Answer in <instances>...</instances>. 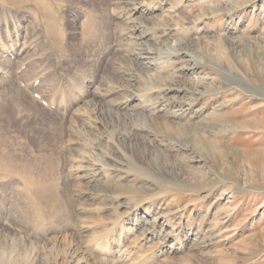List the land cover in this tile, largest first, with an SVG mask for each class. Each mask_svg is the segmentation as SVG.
<instances>
[{
  "label": "rangeland",
  "instance_id": "rangeland-1",
  "mask_svg": "<svg viewBox=\"0 0 264 264\" xmlns=\"http://www.w3.org/2000/svg\"><path fill=\"white\" fill-rule=\"evenodd\" d=\"M150 1L0 0V264H264V0ZM197 75L212 124L174 139L162 104L191 99L162 91Z\"/></svg>",
  "mask_w": 264,
  "mask_h": 264
},
{
  "label": "bare ground",
  "instance_id": "bare-ground-1",
  "mask_svg": "<svg viewBox=\"0 0 264 264\" xmlns=\"http://www.w3.org/2000/svg\"><path fill=\"white\" fill-rule=\"evenodd\" d=\"M150 2H152L153 3V0L152 1H150ZM171 2V1H170ZM176 2V1H175ZM179 2V1H178ZM204 2H206L205 0H204ZM139 3H141L142 4V2H139ZM148 3V2H147ZM174 3V2H173ZM203 3V2H202ZM131 4V3H130ZM132 4H134L133 2H132ZM138 4V3H137ZM144 4V3H143ZM146 4V3H145ZM144 4V5H145ZM169 4V3H168ZM150 5V4H149ZM208 5V4H207ZM141 5H135V6H132L133 8H132V10H131V14H130V20H131V16H133L134 14H136V13H139V14H144V15H149L150 14V12L153 10V8H150V7H148V8H142V6L140 7ZM171 6V5H170ZM174 6V5H173ZM204 6V5H203ZM131 7V6H130ZM147 7V6H146ZM172 7V6H171ZM167 8H170V7H167ZM166 8V9H167ZM171 9V8H170ZM169 9V10H170ZM173 9H175V8H173ZM168 10V11H169ZM166 12V11H165ZM171 12H172V10H171ZM174 12V11H173ZM228 13V12H227ZM133 14V15H132ZM203 14V13H202ZM229 14V13H228ZM201 16V15H200ZM155 17V16H154ZM163 17V16H162ZM135 18V17H134ZM147 18V17H146ZM151 18H152V16H151ZM136 19V18H135ZM153 19V18H152ZM140 20V19H139ZM180 20V19H179ZM179 20H178V22H179ZM131 21H133V20H131ZM138 21V20H137ZM176 21V20H175ZM129 22V21H128ZM133 23V22H132ZM158 24H159V22H157ZM177 23V22H176ZM180 23V22H179ZM139 24V23H138ZM169 24V23H168ZM162 25V24H161ZM163 26V25H162ZM159 27V28H155V25H154V27H152V28H154L153 29V31L155 32H159V34L162 36V37H164V38H166V37H168L169 36V34H171L172 33V31H173V29H174V27H173V29H172V27H168V26H166V24H165V26H163V27ZM175 26V25H174ZM178 26L179 25H177V28H178ZM139 27H140V25H139ZM176 27V26H175ZM138 28V27H137ZM144 28H146V27H144ZM148 28H150V27H147V29ZM177 28H175V29H177ZM146 29V30H147ZM182 29V28H181ZM185 29V28H184ZM133 30V29H132ZM145 30V29H144ZM148 30H150V29H148ZM178 30H180L179 28L177 29V31ZM152 31V30H151ZM138 32V31H137ZM181 32V31H180ZM174 33V32H173ZM172 33V34H173ZM185 33V32H184ZM138 34V33H137ZM140 34V33H139ZM142 34V38H151V40H152V37H150V36H152L151 34V32H149V31H144L143 33H141ZM154 34V33H153ZM187 34V33H186ZM189 34V33H188ZM174 35H178V34H174ZM128 36V35H127ZM136 36H138V35H136ZM155 36H158V35H155ZM154 36V37H155ZM160 36V37H161ZM188 36V35H187ZM174 37V36H173ZM134 38H135V36H134ZM158 38V37H157ZM179 37L177 36L176 37V39L177 40H179L178 39ZM181 38H184V36H182ZM192 38V37H191ZM128 39V38H127ZM138 39V38H137ZM188 39V38H187ZM145 40V39H144ZM143 40V41H144ZM154 40H155V38H154ZM170 40H171V38H170ZM176 40V41H177ZM184 40V39H183ZM193 40V39H192ZM224 40V39H223ZM150 41V40H149ZM149 41H148V43H149ZM166 41V40H165ZM181 41V40H180ZM132 42V41H131ZM145 42V41H144ZM163 43H164V41H162ZM169 42V41H168ZM182 42V41H181ZM166 43H167V41H166ZM165 43V44H166ZM263 43V42H262ZM136 44V43H135ZM146 44H147V42H146ZM172 44V43H171ZM180 44H182V43H180ZM192 44V43H191ZM128 45H130V44H128ZM137 45V44H136ZM144 45V44H143ZM179 45V44H178ZM132 46V45H131ZM177 46V45H176ZM189 46V45H188ZM132 47H135V46H132ZM169 47H170V44H169ZM190 47H191V45H190ZM149 48V47H148ZM168 48V47H167ZM173 48V47H172ZM185 48V47H184ZM144 49V48H143ZM142 49V50H143ZM153 49V48H152ZM151 49V50H152ZM174 49V48H173ZM183 48H179V51L180 50H182ZM198 50H200L199 49V47L197 48ZM133 50V49H132ZM148 50V49H147ZM151 50H150V52H151ZM157 50V49H156ZM163 50V49H162ZM170 50V49H169ZM184 50V49H183ZM198 50H196V52L198 51ZM131 51V50H130ZM153 51H154V49H153ZM158 51V50H157ZM160 51V50H159ZM171 51H173V50H171ZM177 51V50H176ZM175 51V52H176ZM191 51H193V50H191ZM147 52V51H146ZM155 52V51H154ZM153 52V53H154ZM163 52H164V50H163ZM170 52V51H169ZM181 52H183V51H181ZM200 52V51H199ZM133 53H135V52H133ZM137 53V52H136ZM145 53V52H144ZM152 53V52H151ZM152 53V54H153ZM157 53V52H156ZM156 53H154V54H156ZM171 53V52H170ZM173 53V52H172ZM184 53V52H183ZM183 53H180V52H177V53H174V55H171V54H169L168 56H167V54L165 53L164 55H165V58L166 59H170L172 56H175V57H185V54H183ZM198 53V52H197ZM161 54V53H160ZM163 54V53H162ZM158 55V54H157ZM199 55H200V53H199ZM148 56V55H147ZM156 56V55H155ZM161 56L162 55H160L159 57H157L156 56V58L158 59V58H160L161 59ZM167 56V57H166ZM186 56H188L187 54H186ZM189 56H190V53H189ZM193 56V55H192ZM138 57V56H137ZM152 57V56H151ZM191 57V56H190ZM201 57V56H200ZM199 57V58H200ZM142 58V57H141ZM144 59H146V58H148V57H143ZM154 58V57H153ZM189 58V57H188ZM188 58L186 59V60H188ZM156 59V63H157V61L158 62H160L161 63V61L162 60H164V56H162V60L161 61H159V60H157ZM180 59V58H179ZM191 59H192V61H193V59H194V66L192 67V65H191V67H189V68H191L193 71H194V68L195 67H197V66H200V69L202 68L203 70L204 69H208V68H210V67H213V68H215L217 71H222L223 73H225L226 74V76L227 77H234V78H237L240 82H242L243 84H246V85H248V86H253L254 84L253 83H251L250 82V79L245 75V73L244 72H238V73H236L235 71L233 72V71H229V70H226V69H224V68H221V67H216L217 65H212L211 63H209V62H206V61H204V60H200V59H198V58H196V57H194L193 56V58L191 57ZM155 60V59H154ZM173 60V59H172ZM142 61V60H141ZM148 61V60H147ZM147 61H145V62H147ZM151 61V60H150ZM175 61V60H174ZM173 61V62H174ZM190 61V60H189ZM149 62V61H148ZM155 62V61H154ZM168 62V61H167ZM170 62V61H169ZM153 63V62H152ZM186 63V62H185ZM189 63V62H188ZM190 63H191V61H190ZM143 64V63H142ZM141 64V65H142ZM166 64V63H165ZM157 65V64H156ZM189 65V64H188ZM145 66V65H144ZM161 66V65H160ZM187 66V65H186ZM148 67V66H147ZM173 68V67H172ZM187 68V67H186ZM159 69V68H158ZM173 70V69H172ZM176 70H177V68H176ZM213 70V69H212ZM155 71V70H154ZM159 71V70H158ZM169 71V70H168ZM174 71V70H173ZM201 71V70H200ZM160 72V71H159ZM158 72V73H159ZM170 73H171V71H169ZM192 72V71H191ZM195 72V71H194ZM152 73H155V72H152ZM169 73V74H170ZM185 74H186V72H185ZM193 74V73H192ZM196 74H198V73H196ZM196 74H193V75H196ZM205 74V73H204ZM219 74V73H218ZM168 75V74H167ZM172 75V74H171ZM177 75V74H176ZM180 75H182V74H180ZM200 75H202V74H200ZM220 75V74H219ZM155 76H157L156 74H155ZM154 76V77H155ZM197 76H199V75H197ZM205 76V75H204ZM204 76H199V78L198 77H194V78H192V77H189L190 79H192L193 80V83H192V81H189V82H191L193 85H194V89L193 90H189L185 85H183L182 87L181 86H177V87H175V89H174V86H173V88H171L170 86H168V87H170V88H165V89H163V91L161 90L162 88H159L162 92H164L165 93V96H166V93L169 91V90H171V91H173V90H175L176 91V93L179 95H183V96H186V98H187V94H188V97L191 99H188V101L189 102H185V103H181L182 101L180 100L179 102H177L175 99V103H173L172 104V106L170 107V108H164V106H165V103L164 104H162V105H164L163 106V108H161V109H163L166 113H167V117L169 118H171V120L172 121H170V122H166L165 124L166 125H164V126H166V129L168 128V127H170L171 128V126H172V128L171 129H174L173 127H177V128H175V129H179L180 131H182L183 132V135L184 136H186V133H188L189 135L191 134V135H193L194 134V132L192 131V129L194 130V129H199L201 132H204V134L206 135V133L208 132V129L210 128V125L212 124L211 123V121H212V116L211 115H208V114H206V115H203V111H200V110H196V108H195V110L193 109L195 106H196V100L194 99V96H195V94L196 93H198L197 91H199L198 90V87L200 88H202L203 86H204V88H208L207 87V83L206 84H204L207 80H206V78L204 77ZM173 77V76H172ZM180 77V76H179ZM178 77V78H179ZM177 78V77H176ZM209 77H207V79H208ZM147 79V78H146ZM157 79V78H156ZM159 79V78H158ZM162 78H160V80H161ZM166 79V78H165ZM190 79H188V80H190ZM226 79V78H225ZM206 80V81H205ZM210 80H211V78H210ZM209 80V81H210ZM170 81V80H169ZM208 81V82H209ZM212 81V80H211ZM181 82H182V80H181ZM183 83V82H182ZM181 83V84H182ZM187 83V82H186ZM212 83H213V81H212ZM149 84H150V81H149ZM158 84H159V82H158ZM178 84V83H177ZM184 84V83H183ZM190 84V83H189ZM164 85V84H163ZM174 85V84H173ZM160 87V86H159ZM254 87V86H253ZM256 88H258V86H256ZM150 89V88H149ZM215 90V89H214ZM223 90V89H222ZM146 91V90H145ZM144 91V92H145ZM153 91V90H152ZM157 91V90H156ZM160 91V92H161ZM218 91V90H217ZM150 92V91H149ZM200 93V92H199ZM209 93V92H208ZM145 94V93H144ZM172 95V94H171ZM181 95V96H182ZM210 95V94H209ZM198 96V95H197ZM217 96H219V95H217ZM253 96V95H252ZM142 97V96H141ZM140 97V98H141ZM162 97V96H161ZM167 97H169L170 98V96H167ZM174 97H177V96H171V99L173 100V98ZM180 97V96H179ZM152 98V97H151ZM181 98V97H180ZM147 99V98H146ZM157 99V98H156ZM162 100L164 99V98H161ZM182 99V98H181ZM165 100V99H164ZM166 100H168V98H166ZM193 100H195V101H193ZM211 100V99H210ZM156 101V100H155ZM157 101H158V99H157ZM146 102V101H145ZM159 102V101H158ZM157 102V103H158ZM165 102V101H164ZM168 102V101H167ZM171 102V101H170ZM157 103L155 104V105H157ZM148 104V103H147ZM150 104H152V103H150ZM159 104V103H158ZM187 104V105H186ZM223 104V103H222ZM145 105V104H144ZM204 105V104H203ZM154 105L152 104V107H153ZM169 106V105H168ZM143 107V106H142ZM154 107H156V106H154ZM153 107V108H154ZM160 107V106H159ZM166 107V106H165ZM199 107V106H198ZM201 107V106H200ZM151 108V107H150ZM145 109V108H144ZM147 109V108H146ZM149 109V108H148ZM147 109V110H148ZM159 110V109H158ZM151 111V110H150ZM161 111V110H160ZM143 112H145L144 110H143ZM148 113V112H147ZM152 113V112H151ZM142 114V113H141ZM188 114H190V115H192V116H195L196 118H198L199 120L198 121H196V123H194V124H185V123H180V121L183 119V118H185ZM151 115H153V114H151ZM144 116V118H146L145 117V115H143ZM148 116H149V114H148ZM157 116H158V114H157ZM153 117V116H152ZM151 117V118H152ZM189 117V116H188ZM133 118H134V116H133ZM137 118H139V117H137ZM191 118V117H190ZM140 119H141V117H140ZM187 119V118H186ZM185 120V119H184ZM147 121V120H146ZM182 122H185V121H182ZM194 122V121H193ZM187 123V122H186ZM136 125V124H135ZM134 126V125H133ZM168 126V127H167ZM165 128V127H164ZM132 129H133V127H132ZM135 130H142V132H145L146 130L148 131V129H147V127L146 126H143V125H138V126H136V128H134ZM170 129V130H171ZM174 129V130H175ZM199 130H198V134H199ZM134 131V130H133ZM167 131V130H166ZM176 131V130H175ZM180 131H178V132H180ZM150 132V131H149ZM148 132V133H149ZM152 132V131H151ZM169 132H171V131H169ZM175 133V132H174ZM181 133V132H180ZM185 133V134H184ZM135 134H138V133H135ZM182 134V133H181ZM132 135V134H131ZM148 135V134H147ZM182 135V136H183ZM197 133L194 135V139H196L197 138ZM173 137H174V139H177L178 137H176V136H180V134H178L177 133V131H176V133L175 134H173L172 135ZM131 137V136H130ZM148 137V136H147ZM181 138V137H180ZM185 138V137H184ZM201 140V139H200ZM203 140V139H202ZM177 141V140H176ZM204 141H205V138H204ZM169 143V142H168ZM168 143H166V144H168ZM161 146H162V144H161ZM170 146V145H169ZM174 146H176V145H174ZM157 148V147H156ZM171 148H173V146L171 147ZM162 149V148H161ZM180 149V148H179ZM181 150V149H180ZM98 152V151H97ZM96 152V154H98ZM95 154V155H96ZM100 155V154H99ZM110 155V154H109ZM102 156V155H101ZM100 156V157H101ZM110 157V156H109ZM112 158H114V157H112ZM104 159V158H103ZM106 159V158H105ZM113 160H115V159H113ZM84 161V160H83ZM82 161V162H83ZM112 161V160H111ZM119 161V160H118ZM96 162V161H95ZM107 162V161H106ZM106 162H104V163H102V165L103 166H107L106 164ZM120 162V161H119ZM89 163H92V162H89ZM110 163V162H109ZM114 164V163H113ZM119 164V163H118ZM121 164V163H120ZM90 165V164H89ZM94 165V164H93ZM100 165V164H99ZM87 166V165H86ZM119 166V165H118ZM131 166V165H130ZM89 167V166H88ZM95 167H97V166H95ZM94 167V168H95ZM122 167V166H121ZM121 167H119V168H105V169H107V170H105V172H103L102 171V169L104 168H99V169H96V173H94V176L95 175H98V177H92V179H102V178H104V179H106V180H108L107 178H109V180H110V178L111 177H113L114 179L117 177V178H119V176H120V174H122L123 172H125L124 170H123V172H122V168ZM78 168H80V167H78ZM83 170H85V169H83ZM90 170V169H89ZM141 170V169H140ZM106 171H109V173H106ZM137 171V170H136ZM130 172V171H129ZM132 172H133V170H132ZM84 173H85V171H84ZM125 173H127V174H129L127 171L125 172ZM87 174V173H86ZM91 174V173H90ZM117 174H119V175H117ZM135 175V174H134ZM141 175V174H140ZM83 176H84V174H83ZM85 176H87V175H85ZM84 176V177H85ZM88 177H89V172H88ZM120 177H122V176H120ZM87 178V177H86ZM112 178V179H113ZM132 179V178H131ZM90 180H91V178H90ZM116 180V179H115ZM133 180V179H132ZM117 181V180H116ZM148 181H150V180H148ZM107 182H109V181H107ZM112 182V181H111ZM114 182V181H113ZM133 182V181H132ZM105 183V182H104ZM142 183V182H141ZM110 184V183H109ZM108 185V184H107ZM132 185V184H131ZM147 186V185H146ZM134 187V186H133ZM142 187V186H141ZM111 189V188H110ZM119 189V188H118ZM176 189H177V187H176ZM116 190H117V187L115 188V192H116ZM119 190H121V189H119ZM118 190V191H119ZM139 190V189H138ZM165 190V189H164ZM170 190V189H169ZM174 190V189H173ZM163 191V190H162ZM158 192V191H157ZM156 192V193H157ZM100 194V193H99ZM159 196V195H158ZM156 197V196H155ZM157 198H159V197H157ZM108 200V199H107ZM110 200V199H109ZM117 200V199H116ZM154 200V199H153ZM118 228V227H117ZM120 229H122V227H120ZM109 231H106V232H103V233H101L100 235H98L97 237H96V239L94 240V245H95V247H94V250H96L97 252H100V253H102V254H105V253H107V247L109 246L110 248L111 247H113V246H119V241H117V240H115V239H112V243H110V245L108 244L109 242H110V236H106L107 235V233H108ZM120 237H118V239H119ZM108 239H109V241H108ZM78 249H79V247H78ZM78 249L77 248H75L73 245H69L68 246V253L69 254H72V255H74V254H76V252L78 251ZM82 252V251H81ZM104 258V257H103Z\"/></svg>",
  "mask_w": 264,
  "mask_h": 264
}]
</instances>
